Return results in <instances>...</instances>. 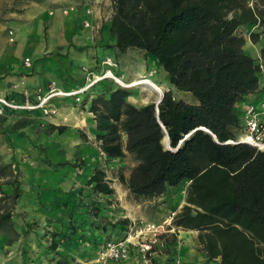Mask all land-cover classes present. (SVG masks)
<instances>
[{"label": "trees", "instance_id": "16d2710c", "mask_svg": "<svg viewBox=\"0 0 264 264\" xmlns=\"http://www.w3.org/2000/svg\"><path fill=\"white\" fill-rule=\"evenodd\" d=\"M111 1L109 32L115 50L136 49L149 56L171 87L191 94L196 102L177 99L167 90L157 106H137L128 100L129 90L104 78L80 102L93 115L97 147L107 158L131 156L133 166L127 174L119 169L117 180L136 199L150 201L176 189L179 193L186 185L175 225L198 231L199 249L207 259L264 264V150L227 143L242 132L238 104L257 94L261 85L257 59L245 52V38L237 29L257 26L249 38H264V0L254 9L247 0ZM114 55L109 54L116 60ZM17 182L12 166L0 165V234H11L7 244L19 238L12 221L19 192L15 187L8 195L2 186ZM87 184L95 193H113L101 168ZM107 202L88 205L86 223L76 227L71 222L67 231L46 240L36 234L38 242L55 251L58 244L81 245L85 238L98 253L113 236L108 226L125 224L97 219L102 208L108 210ZM99 232L107 234L96 238Z\"/></svg>", "mask_w": 264, "mask_h": 264}, {"label": "crops", "instance_id": "0c3cea01", "mask_svg": "<svg viewBox=\"0 0 264 264\" xmlns=\"http://www.w3.org/2000/svg\"><path fill=\"white\" fill-rule=\"evenodd\" d=\"M111 13V0H0V98L23 104L38 91L44 93L50 81L66 90L82 85L83 68L94 70L106 55L115 53V37L106 20ZM87 19L90 25L85 27ZM253 31L257 26L237 29L245 38V52L257 59L264 57V38L252 42L249 35ZM26 57L32 60L29 68L23 64ZM259 89L238 104L240 111L245 104L264 98V88L260 85ZM50 104L56 110L53 116L9 108L0 112V165H11L18 180L3 185L2 190L10 195L18 187L19 192L12 215L19 238L7 244V237L0 234V264H66L67 260L86 264L97 253L85 238L81 245L62 243L53 251L35 235H45L46 240L53 233L67 231L72 223L79 226L88 217L92 202L103 205L109 201L108 210L102 208L97 219L104 216L116 224L125 221L115 228L108 226L113 238L122 236L132 220L142 218L145 203L155 204L154 221L163 218L171 204L177 208L185 204L186 185L183 195L178 189L170 190L150 201L129 195L117 180V172L125 168V160L132 161L130 168L134 161L129 154L107 158L100 152L88 104L78 109L72 98L65 97H53ZM57 127L64 130L59 132ZM96 168L106 172L112 194L95 193L92 184H87ZM104 234L99 232L96 238ZM197 236V230L179 227L166 235L167 247L155 254L151 264H219V258L209 260L200 251ZM120 264L135 261L129 258Z\"/></svg>", "mask_w": 264, "mask_h": 264}, {"label": "built area", "instance_id": "2783aa9c", "mask_svg": "<svg viewBox=\"0 0 264 264\" xmlns=\"http://www.w3.org/2000/svg\"><path fill=\"white\" fill-rule=\"evenodd\" d=\"M247 5L254 9L260 0H247ZM87 15L91 10L86 11ZM112 13L106 17L110 20ZM83 25L88 27L90 21L84 20ZM9 41H13L12 32L9 31ZM25 67H31L32 60L26 57L23 61ZM257 65L260 75V83L264 88V58H257ZM117 61L106 55L100 63V72L83 68L84 82L73 89H62L56 81H50L47 90L42 93L38 91L35 96L36 102H25L17 104L0 98L3 108L14 111L40 110L43 116H52L56 113L55 108L50 104L53 97L72 98L76 104H80L81 97L95 83L108 77L107 73L116 69ZM102 68V69H101ZM110 70V71H109ZM227 143H244L257 150H264V98L257 102H249L242 108V132L235 140H228ZM185 192V191H184ZM180 207L168 212L158 221L145 219H134L126 227L125 233L118 238L105 241L95 257L88 260L86 264H120L122 261L133 258L135 264H151L155 254L165 250L167 247L166 235L175 233L179 227L175 225V218Z\"/></svg>", "mask_w": 264, "mask_h": 264}, {"label": "rangeland", "instance_id": "374dc122", "mask_svg": "<svg viewBox=\"0 0 264 264\" xmlns=\"http://www.w3.org/2000/svg\"><path fill=\"white\" fill-rule=\"evenodd\" d=\"M109 46V45H108ZM115 51V58L117 60V68L116 70L112 69V72L115 77L121 78L124 84H129L131 81L140 79L142 76H148L151 78L157 85L161 87L162 93H164L167 90H171L173 95L180 100H183L188 103H195L196 100L194 97L185 92H180L171 87L167 80L164 72L156 65L154 61L151 60V58L142 52L136 50V49H128L125 52H119ZM108 53L109 51L106 50L105 53ZM106 53V54H107ZM111 53V52H109ZM102 69V68H101ZM94 71L100 72V67L96 66ZM116 71V72H115ZM106 80L110 81L111 84L114 86L122 87L131 92L130 96L128 97V100L137 105V106H142L148 103H156L157 100L159 99V95L155 92L150 93L147 91L144 87L140 85H131V86H126L123 85L119 82H117L114 78L111 77H106ZM147 98V100H145ZM76 108H80V104H75ZM53 116V115H52ZM125 168H122L125 173H128L130 169V165L132 161L130 159L125 160ZM185 191V187L181 189L179 194L183 195ZM164 203H166V200H164ZM161 204V202H159ZM177 209L174 204H171V206L168 209V212ZM166 212V214L168 213ZM141 219L149 220V221H154L157 218V215L155 213V204H149L145 203L141 207ZM139 219V218H138ZM119 234V233H117ZM7 237H11V234L8 233L6 235ZM113 237H109V239H112ZM81 264V263H78Z\"/></svg>", "mask_w": 264, "mask_h": 264}, {"label": "bare ground", "instance_id": "6f19581e", "mask_svg": "<svg viewBox=\"0 0 264 264\" xmlns=\"http://www.w3.org/2000/svg\"><path fill=\"white\" fill-rule=\"evenodd\" d=\"M110 71V70H109ZM107 75L111 78H114L117 82L126 85V86H131V85H140L142 87H144L147 91H149L150 93L155 92L157 93L159 96L162 93L161 87L159 85H157L151 78H149L148 76H142L140 77V79L131 81L129 84H124V82L122 81L121 78H117L114 76L113 72L110 71V73L108 72ZM145 100H147V98H145Z\"/></svg>", "mask_w": 264, "mask_h": 264}, {"label": "water", "instance_id": "95a60500", "mask_svg": "<svg viewBox=\"0 0 264 264\" xmlns=\"http://www.w3.org/2000/svg\"><path fill=\"white\" fill-rule=\"evenodd\" d=\"M162 96H163V93H161V95L159 96V99H158L157 102L155 103L156 106H157L158 103L160 102ZM187 136H188V135H187ZM165 144H166V147L169 148V145H168V137L165 138Z\"/></svg>", "mask_w": 264, "mask_h": 264}]
</instances>
